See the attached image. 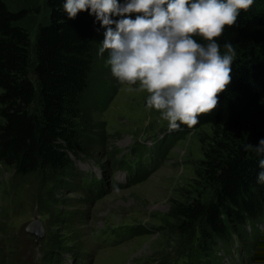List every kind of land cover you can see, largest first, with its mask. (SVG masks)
<instances>
[{
  "label": "trees",
  "instance_id": "1",
  "mask_svg": "<svg viewBox=\"0 0 264 264\" xmlns=\"http://www.w3.org/2000/svg\"><path fill=\"white\" fill-rule=\"evenodd\" d=\"M119 1L0 0V165L38 177L47 212L61 210L64 191L75 190L64 175L76 172L71 156L105 140L91 117L117 91L103 79L113 56L103 41L127 47L174 28L152 68L176 113L173 141L205 126L216 135L169 229L182 264L213 263L234 233L264 219V0Z\"/></svg>",
  "mask_w": 264,
  "mask_h": 264
},
{
  "label": "rangeland",
  "instance_id": "2",
  "mask_svg": "<svg viewBox=\"0 0 264 264\" xmlns=\"http://www.w3.org/2000/svg\"><path fill=\"white\" fill-rule=\"evenodd\" d=\"M126 1L119 2L123 6ZM174 32L173 28L148 33L127 47L120 38L103 41V51L113 55L103 79L116 84L117 91L108 109L95 110L91 117L94 123L103 124L100 131L105 140L94 142L87 154L71 156L76 172L73 179L72 174L64 175H70L68 181L75 190L64 191L61 210L47 212L48 188L38 190V177H21L13 168L0 165V264H72L73 253H81L90 264L183 263L182 242L169 229L174 220L168 214L175 202L186 203L188 194H195L196 172L206 144L216 133L205 126L173 141L179 129L176 113L169 100L158 95L152 68L162 64ZM135 145L145 153L134 165L138 170L129 172L131 159L138 155H128ZM121 159L123 169L117 166ZM86 176L97 183L96 177H104L109 194L90 199L80 186ZM131 179L144 180L128 186ZM211 198L212 190L204 195L205 201ZM35 215L42 222V238L27 232ZM60 219L65 222L59 225ZM259 229L263 238L255 248L249 245L255 240L249 226L237 233L246 245L241 244L246 253L237 264H264V224ZM233 249L238 259L240 249ZM225 251L221 247L218 261L207 259V263L223 264ZM228 260L231 264L232 258Z\"/></svg>",
  "mask_w": 264,
  "mask_h": 264
},
{
  "label": "water",
  "instance_id": "3",
  "mask_svg": "<svg viewBox=\"0 0 264 264\" xmlns=\"http://www.w3.org/2000/svg\"><path fill=\"white\" fill-rule=\"evenodd\" d=\"M27 231L33 236L42 238L43 235L42 223L38 219H36L29 225V229H27Z\"/></svg>",
  "mask_w": 264,
  "mask_h": 264
}]
</instances>
